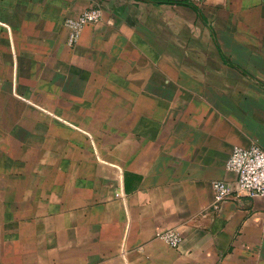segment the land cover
Instances as JSON below:
<instances>
[{
    "label": "crops",
    "instance_id": "obj_1",
    "mask_svg": "<svg viewBox=\"0 0 264 264\" xmlns=\"http://www.w3.org/2000/svg\"><path fill=\"white\" fill-rule=\"evenodd\" d=\"M253 143L264 0H0V264H264V197L211 191Z\"/></svg>",
    "mask_w": 264,
    "mask_h": 264
},
{
    "label": "built area",
    "instance_id": "obj_2",
    "mask_svg": "<svg viewBox=\"0 0 264 264\" xmlns=\"http://www.w3.org/2000/svg\"><path fill=\"white\" fill-rule=\"evenodd\" d=\"M201 2L203 0H194ZM101 10L91 6L77 17H67L63 25L67 30V45H75L86 24L96 23L101 19ZM225 168L236 176L235 185L226 180H213L211 191L213 207L231 196L264 197V150L253 143L249 147H234L226 161ZM172 248H177L182 241V234L175 228L157 232L155 235Z\"/></svg>",
    "mask_w": 264,
    "mask_h": 264
},
{
    "label": "trees",
    "instance_id": "obj_3",
    "mask_svg": "<svg viewBox=\"0 0 264 264\" xmlns=\"http://www.w3.org/2000/svg\"><path fill=\"white\" fill-rule=\"evenodd\" d=\"M160 2H164V1H160Z\"/></svg>",
    "mask_w": 264,
    "mask_h": 264
}]
</instances>
